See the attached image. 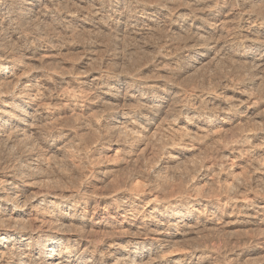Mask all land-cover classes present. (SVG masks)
<instances>
[{
    "label": "bare ground",
    "instance_id": "obj_1",
    "mask_svg": "<svg viewBox=\"0 0 264 264\" xmlns=\"http://www.w3.org/2000/svg\"><path fill=\"white\" fill-rule=\"evenodd\" d=\"M0 264H264V0H0Z\"/></svg>",
    "mask_w": 264,
    "mask_h": 264
}]
</instances>
